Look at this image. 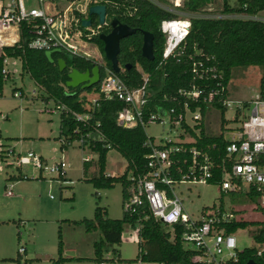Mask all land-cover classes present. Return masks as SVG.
Returning a JSON list of instances; mask_svg holds the SVG:
<instances>
[{
    "label": "built area",
    "instance_id": "built-area-1",
    "mask_svg": "<svg viewBox=\"0 0 264 264\" xmlns=\"http://www.w3.org/2000/svg\"><path fill=\"white\" fill-rule=\"evenodd\" d=\"M91 5L106 7L103 24H100L97 16L93 15L89 26L82 25V20L88 18ZM107 6L109 7V2L104 0H9L8 4L0 5V44H6L7 39L11 37L2 36L3 31L14 29L17 39L7 43L13 45L19 41L21 30L24 29L30 34L28 46L31 48L44 51L58 49L66 56L91 59L94 65L100 68L98 90L95 92L97 97L102 94L104 99H115L122 103L115 117L117 126L123 128L140 126L145 129L149 123L162 124L166 119L170 126L169 130L175 129L173 138H158L146 134L145 145L149 148V153L146 155L145 170L128 171L127 179L130 185L122 201L123 212L127 215L134 214L137 218L134 225L130 223L124 225L121 238L129 234L132 241L139 243L141 221L151 216L170 226L172 230L175 226L180 228V240L186 250L193 251L191 260L194 263L239 264L240 254L246 249H254L256 256H263L264 240L255 239L256 247H246L242 250L237 248L235 232L241 227L230 230L228 226L235 220L244 219L243 217L220 205L201 210L197 217L192 216L186 211L184 201L175 189L176 185L185 182L208 183L213 176V160L207 152L198 149L194 144L200 137L206 111L213 108L215 103L225 107L231 104L228 98V83H225L222 71L216 68L208 55L193 45V52L188 56L191 61V78L188 80V86L179 87L172 92H163L156 97L151 90V84L155 72L166 65L168 60L185 51L192 18L251 20L261 22L264 26V10L255 13H229L217 17L187 15L161 20L158 30L164 36V43L157 64L149 72L137 66L141 81L138 85L131 86L122 77L124 69L116 72L106 65L100 46L94 41L95 36L105 33L103 27L108 23ZM120 14L131 16L128 10ZM19 72L21 61L18 58L3 59L4 80H10ZM165 76L167 72L163 73V77ZM13 96L20 97L21 93L15 91ZM97 97L89 99L92 104ZM54 105L60 113L66 112L80 122L91 117L89 112L79 113L66 104ZM235 107L236 111L244 107L249 113L243 116L239 126L223 127L222 135L227 144L225 156L219 166L221 169L219 190L224 193L244 194L247 198L249 193H255L258 195V202L264 207V98L258 95L251 102L244 104L238 101ZM1 117L5 118L4 115ZM102 139V135H92L88 131L80 134L78 138L74 136L73 140L62 136L60 142L61 145H69L77 140L82 150H85L94 140ZM4 146L5 144H0V160L6 165H12V161L8 162L7 158L13 154L14 148ZM13 160L18 168L22 165H31L39 171V176L47 172L63 181L69 180L65 177L67 164L63 157L52 165H47L42 156L29 150L24 155L17 154ZM91 160L93 158L90 155L82 157V162ZM0 171H3L1 165ZM14 175L26 178L27 173L22 175L19 172L6 178L8 196L12 195L11 180ZM18 251L22 253L24 250L19 248ZM104 257L105 259L97 264H112L115 260L112 256ZM135 261L137 264H156L143 261L141 258Z\"/></svg>",
    "mask_w": 264,
    "mask_h": 264
},
{
    "label": "trees",
    "instance_id": "trees-1",
    "mask_svg": "<svg viewBox=\"0 0 264 264\" xmlns=\"http://www.w3.org/2000/svg\"><path fill=\"white\" fill-rule=\"evenodd\" d=\"M109 2L107 6V24L103 27L105 33L110 31V21L114 18L122 21L136 29V32L126 37L120 42V53L118 55L119 64L125 67L131 64V68H125L122 77L131 85L136 86L141 81L137 72V65L145 71H152L157 64L161 48L164 43V36L158 30L160 21L163 19L177 18L171 12L158 6L152 0H104ZM237 6L229 5L228 0H223L224 13H255L264 10V0H236ZM207 0H185L184 8L188 11H197L206 5ZM131 12V16H123L124 11ZM149 31L153 34L154 60L150 61L141 55L142 33ZM30 34L24 29L21 30L20 39L13 45H3L0 52V96L5 84L4 74L2 73L3 59L5 57L18 58L21 61L20 74L29 75L36 85L42 90L40 98L47 102L52 100L54 103L66 104L69 108L79 112H89L91 117L87 121L80 122L75 120L66 112L60 113V135L68 140L77 138L80 134L91 132L92 135H102V140H94L88 146V150L97 154L96 161H83L82 169L85 173L93 162L97 164L98 173L90 177L87 181L92 183L95 188H111L115 182H120L122 186V201L127 195V188L130 181L127 173L130 170L142 172L145 170L146 155L149 148L145 145L146 132L140 127L123 128L117 126L115 117L117 111L122 107L118 100L104 99L100 94L95 103L87 97H80L81 94L97 91L98 85L91 88L81 89L67 88L65 82L68 79L67 73L71 68L80 71L91 69L94 65L91 59L73 56H63L56 52L52 55L53 61L45 56L44 50L34 49L28 46ZM94 41L100 46L103 52V43L99 36L94 37ZM195 45L202 52L210 57L216 68L222 71L224 81L227 84L231 77L232 69L240 66H262L264 67V26L261 22L241 19H216V18H192V27L187 38V46L176 58L167 61L158 72L153 74L151 90L158 95L163 92H172L179 87L188 86L191 78V61L188 59ZM64 58L66 67L59 71L57 59ZM196 58V55L194 54ZM107 66L111 67L108 60ZM167 76L163 77V73ZM260 94L264 95V75L260 78ZM16 89V88H15ZM13 89V92L14 90ZM21 89V88H20ZM215 108L221 111V124L219 133H210L202 126L200 137L194 144L198 149L207 152L213 160V176L208 183L219 184L221 180V169L219 168L222 158L225 156L227 141L223 138V127L226 124L224 118L225 106L215 103ZM238 111H236V115ZM76 131V132H75ZM59 137V139L61 138ZM67 145H61L64 147ZM110 149H116L126 160L125 170L120 175H108L105 173L107 153ZM41 177V176H40ZM21 175L12 176L13 180L22 179ZM97 194V192H96ZM224 192H221V196ZM227 194H235L228 192ZM238 194V193H237ZM245 197L244 194H239ZM249 199L256 203V208L262 207L258 202V195L248 194ZM222 207L223 205L220 204ZM236 212L235 210H232ZM136 215H127L123 212L121 218H109L104 207L97 205L94 209L93 217L73 221L82 224L86 232L98 230L100 236L93 242L94 256L92 260L99 263L105 259L104 255L109 247L121 243V234L124 225L130 223L134 225ZM139 250L136 256L143 261L156 264H197L191 260L193 251L186 250L180 240V228H172L158 220L147 216L141 221ZM257 223V222H256ZM254 221L245 219L235 220L228 226V229L237 227L245 228L256 224ZM258 224V223H257ZM58 257L51 261V264H62L67 258L63 254V242L61 233L58 234ZM257 241L264 240V221L260 222L255 234ZM115 252V249L113 248ZM19 258V256H18ZM254 260L256 264H264V254L261 257L255 255L254 249H246L240 254L239 264H246L248 260ZM120 260V259H118ZM121 261V260H120ZM24 264H28L27 261Z\"/></svg>",
    "mask_w": 264,
    "mask_h": 264
},
{
    "label": "rangeland",
    "instance_id": "rangeland-1",
    "mask_svg": "<svg viewBox=\"0 0 264 264\" xmlns=\"http://www.w3.org/2000/svg\"><path fill=\"white\" fill-rule=\"evenodd\" d=\"M152 1L178 18L187 15L217 17L229 14L222 10L223 0H207L204 7L194 12L183 7L185 0ZM8 3L9 0H0V5ZM228 3L232 7L237 6L236 0H228ZM2 36L5 37L6 34ZM12 39L9 38L7 41ZM101 54L105 61L102 51ZM17 68L20 69V66L17 65ZM263 75L262 66H240L232 69L228 82V98L231 104L224 112L225 125L237 127L243 116L249 113L248 109L242 107L236 115L235 106L238 101L242 104L248 103L261 95L259 83ZM13 89L14 92L21 93V96L14 97ZM41 93L42 90L29 75L25 73L21 75L19 72L5 81L0 96V112L5 116L0 117V144L14 148L13 154L7 158L8 162L12 161V165H6L0 160L3 167V171H0V264H24L25 261L28 264H51V261L58 257L59 233L62 236L63 254L71 257L64 264H97L92 257L93 242L99 238V231L86 232L82 224L73 221L92 218L96 203L104 207L107 217L121 218L122 186L120 182H115L111 188H95L87 181L97 175L98 167L93 162L84 173L82 157L90 155L96 161L97 155L88 149L82 150L77 140L61 147L60 112L54 107L52 100L44 102L39 96ZM80 97L92 100L97 94L91 91L81 94ZM49 108L53 111L51 112ZM220 124V109L209 108L204 114L205 130L219 133ZM169 129V123L165 119V123L162 124L159 122L147 124L144 130L150 136L173 138L175 129L172 131ZM29 150L42 156L47 165H52L63 157L67 164L65 177L69 180L63 181L47 172H43L40 177L39 171L31 165H22L18 168L13 158L19 153L24 155ZM126 164L125 158L116 149H110L107 153L105 173L120 175ZM19 172L22 175L27 173L26 178L11 180L14 196L6 197L4 195L8 181L6 178ZM175 189L183 199L186 211L192 216L197 217L201 210L222 204L227 210H235L237 215L245 220L257 222L258 224L249 225L235 232L239 250L257 246L254 236L260 222L264 221V210L256 208V203L249 198L227 193L221 196L219 185L207 182H185L176 185ZM19 219L23 223L17 224ZM129 236L125 234L121 238V243L109 247L105 253L107 257L115 258L112 264H137L135 260L139 245ZM19 248H23L24 251L18 258Z\"/></svg>",
    "mask_w": 264,
    "mask_h": 264
},
{
    "label": "water",
    "instance_id": "water-1",
    "mask_svg": "<svg viewBox=\"0 0 264 264\" xmlns=\"http://www.w3.org/2000/svg\"><path fill=\"white\" fill-rule=\"evenodd\" d=\"M97 16L98 22L103 24L105 22L106 7L104 5H91L88 10V18L82 20L83 26H89L92 21V16ZM110 31L108 33L99 34V39L103 43V53L104 58L108 60L111 64V68L118 72L120 71V66L118 64V55L120 53V42L122 39L131 36L136 32V30L125 23L120 22L118 19L114 18L110 21ZM142 45H141V55L147 60H154V46L153 39L154 36L149 31H144L142 33ZM60 51L58 49L45 51V56L49 61H53L52 55ZM72 59V56H68ZM66 61L64 58L57 59V66L59 71L64 70L66 67ZM129 68L130 64H126ZM68 79L65 82L67 88H91L98 84L100 79V68L98 65H93L92 68L85 71H80L76 68H71L67 73ZM246 264H256L254 260L250 259Z\"/></svg>",
    "mask_w": 264,
    "mask_h": 264
},
{
    "label": "crops",
    "instance_id": "crops-1",
    "mask_svg": "<svg viewBox=\"0 0 264 264\" xmlns=\"http://www.w3.org/2000/svg\"><path fill=\"white\" fill-rule=\"evenodd\" d=\"M14 29H10V30H8V31H3V33H2V35L3 34H6V36L7 35H10L11 37L10 38H13V39H17V36L15 35V33H14V31H13ZM10 33V34H9ZM7 43H11V42H8V41H6V44H2V45H10V44H7ZM2 45L0 44V46L2 47ZM1 115H3L1 112H0V117H1ZM2 118V117H1ZM7 180V179H6ZM7 184V183H6ZM4 195L6 196V197H12V196H14V193H13V188H12V195H6V185H5V192H4ZM22 220L21 219H19L18 221H17V224H19L20 222H21ZM16 222V221H15ZM17 255L18 256H20V252L17 250ZM63 253H64V249H63ZM63 256H64V254H62ZM65 258H67L68 260L69 259H71V257H67V256H64ZM79 258H81V257H79ZM12 260H14V258H11ZM62 264H64V263H62Z\"/></svg>",
    "mask_w": 264,
    "mask_h": 264
},
{
    "label": "flooded vegetation",
    "instance_id": "flooded-vegetation-1",
    "mask_svg": "<svg viewBox=\"0 0 264 264\" xmlns=\"http://www.w3.org/2000/svg\"><path fill=\"white\" fill-rule=\"evenodd\" d=\"M120 22H122V21H120ZM122 23H124V22H122ZM126 24V23H125ZM128 25V24H127ZM129 26V25H128ZM110 27V26H109ZM131 27V26H130ZM133 28V27H132ZM110 29H111V27H110ZM135 29V28H134ZM136 30V29H135ZM108 33V32H107ZM61 53V52H60ZM62 55L63 56H65L66 54L65 53H62ZM118 64H119V61H118ZM119 66H120V69L122 68V69H125V68H127L126 67V65H125V67L123 66V65H121V64H119ZM138 66V65H137ZM132 67V65L130 64V67L129 68H131Z\"/></svg>",
    "mask_w": 264,
    "mask_h": 264
},
{
    "label": "bare ground",
    "instance_id": "bare-ground-1",
    "mask_svg": "<svg viewBox=\"0 0 264 264\" xmlns=\"http://www.w3.org/2000/svg\"><path fill=\"white\" fill-rule=\"evenodd\" d=\"M11 41H13V39H12ZM11 41H9V42H11ZM2 46H3V45H2Z\"/></svg>",
    "mask_w": 264,
    "mask_h": 264
}]
</instances>
